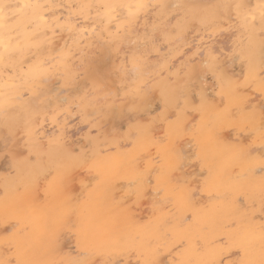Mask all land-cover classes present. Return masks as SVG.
<instances>
[{
    "label": "rangeland",
    "instance_id": "374dc122",
    "mask_svg": "<svg viewBox=\"0 0 264 264\" xmlns=\"http://www.w3.org/2000/svg\"><path fill=\"white\" fill-rule=\"evenodd\" d=\"M109 1L0 0V264H264V0Z\"/></svg>",
    "mask_w": 264,
    "mask_h": 264
},
{
    "label": "bare ground",
    "instance_id": "6f19581e",
    "mask_svg": "<svg viewBox=\"0 0 264 264\" xmlns=\"http://www.w3.org/2000/svg\"><path fill=\"white\" fill-rule=\"evenodd\" d=\"M20 1H21V0H20ZM30 1H34V0H24V1L22 0V3H23L22 5H21L20 2H19V4L21 5L20 7L22 8V6L24 5L25 2H30ZM36 1L38 2V0H35V2H36ZM130 1H131V0H130ZM134 1H136V0H134ZM138 1H140V2H138ZM138 1H136V2H137V5H140L139 3H141V0H138ZM242 1L244 2V0H242ZM17 2H18V1H17ZM40 2L42 3L43 0L40 1ZM40 2H38V4H35V6H32L34 2H31V5L28 3V4L30 5V7H33V9H32V8H28V9H32V10H33V11L31 12V16L33 15V16H32L33 18H34V17H35V18H36V17H43V18L45 17V18H46V14H45V13H46L47 9H46L45 13H44V11L42 12V7L45 6V4H42V5H43V6H42L41 4H39ZM106 2H107V1H106ZM106 2H105V3H106ZM110 2H111V0L109 1V3L104 4V8H105V11H106L105 13L109 12V11H110L109 9H111V7L109 8ZM121 2H122V1H121ZM205 2H207V1H205ZM261 2H262V1H261ZM263 2H264V1H263ZM44 3H45V2H44ZM95 3H97V2H95ZM126 3H127V2H126ZM129 3H130V2H129V0H128V4H129ZM168 3H169V2H168ZM90 4H91V3H90ZM243 4H244V3H243ZM247 4H248V3H247ZM256 4H257V3H256ZM81 5H82V4H81ZM165 5H166V4H165ZM173 5H174V4H173ZM248 5H250V4H248ZM9 6H10V5H9ZM16 6H17V5H16ZM65 6H66V5H65ZM102 6H103V5H102ZM114 6H116V5H114ZM114 6H112V7H114ZM117 6H118V5H117ZM117 6H116V7H117ZM128 6H130V4H129ZM132 6H134V4H133ZM178 6H179V5H178ZM48 7H49V6H47V8H48ZM80 7H81V6H80ZM98 7H99V6H98ZM135 7H136V6H135ZM165 7H166V6H165ZM174 7H175V6H174ZM179 7H181V6H179ZM230 7H231V6H230ZM21 8H19L18 10H20ZM24 8H25V7H24ZM85 8H87V7H85ZM104 8H103V9H104ZM114 8H115V7H114ZM129 8H130V7H128V9H129ZM132 8L135 9L134 7H132ZM132 8H131V10H132ZM137 8H138V7H136V9H137ZM232 8H234V7H232ZM0 9H2V5L0 6ZM43 9H44V8H43ZM88 9H89V8H88ZM235 9H236V8H235ZM44 10H45V9H44ZM89 10H90V9H89ZM108 10H109V11H108ZM262 10H263V9H261V11H262ZM27 11H28V10H27ZM92 11H93V10H92ZM94 11H95V10H94ZM98 11H99V10H98ZM100 11H101V10H100ZM134 11H135V10H134ZM220 11H221V10H220ZM220 11H219V13L222 14L223 12L221 13ZM21 12H22V11H21ZM54 12H55V11H54ZM88 12H89V11H88ZM2 13H3V12H2ZM2 13H0V14H1L0 16H2ZM5 13H6V12H5ZM68 13H69V12H68ZM115 13H116V12H115ZM6 14H7V13H6ZM48 14H52V12H51V13H48ZM55 14H56V13H55ZM55 14L53 13V15H55ZM88 14H89V13H88ZM102 14L104 15L103 12H102ZM112 14L114 15V13H112ZM139 14H140V13H139ZM226 14H227V13H226ZM252 14H253V13H252ZM3 15H5V14H3ZM84 15H86V13H85ZM113 15H112V16H113ZM227 15H228V14H227ZM57 16H59V15H56L55 17H57ZM253 16H254V15H253ZM28 17H29V16H28ZM28 17H27V18H28ZM49 17H52V16H49ZM68 17H69V16H68ZM248 17H249V16H248ZM0 18H2V17H0ZM25 18H26V17H25ZM45 18H44V19H45ZM233 18H234V17H233ZM21 19H22V18H21ZM47 19H48V18H47ZM231 19H232V17H231ZM2 20H3V19H2ZM5 20H7L6 17H4V21H5ZM39 20H40V19H39ZM45 20H46V19H45ZM232 20H233V19H232ZM235 20H236V19H235ZM235 20H234V21H235ZM0 21H1V19H0ZM86 21H87V20H86ZM117 21H118V20H117ZM137 21H138V20H137ZM40 22H41V21H40ZM42 22H43V21H42ZM44 22H45V21H44ZM100 22H101V21H100ZM253 22H254V21H253ZM0 23H1V22H0ZM2 23H3V22H2ZM2 23H1V24H2ZM5 23H8V22H5ZM17 23H18V22H17ZM47 23H48V22H47ZM47 23H46V24H47ZM50 23H51V22H50ZM50 23H49V24H50ZM88 23H89V22H88ZM97 23H98V22H97ZM121 23H122V22H121ZM121 23H120V25H122ZM222 23H223V22H222ZM18 24H19V23H18ZM41 24H42V23H41ZM38 25H39V24H38ZM44 25H45V24H43V26H44ZM12 26H13V24H12ZM24 26H25V25H24ZM26 26H27V25H26ZM43 26H42V27H43ZM48 27H49V26H48ZM69 27H70V26H69ZM71 27H72V26H71ZM96 27H97V25H96ZM24 28H26V27H24ZM24 28H22L21 31H23ZM29 29H31V27H30ZM24 30H25V29H24ZM26 30H27V28H26ZM0 31H1V30H0ZM131 31H132V30H131ZM8 32H9V31H8ZM242 32H243V31H242ZM243 33H244V32H243ZM9 34L14 35L12 32H10ZM72 34H73V33H72ZM124 34H125V33H124ZM0 35H2V34H0ZM3 35H4V34H3ZM133 35H134V34H133ZM7 36H8V35H7ZM1 37H2V36H1ZM1 37H0V38H1ZM24 37H25V36H24ZM157 37H158V36H157ZM3 38H4V40H6V39H5V35L3 36ZM3 38L0 39V42L3 40ZM7 38H8V37H7ZM9 38H10V37H9ZM26 39H27V38H26ZM26 39H25V41H26ZM123 39H124V38H123ZM30 40H31V39H30ZM19 41H21V40H19ZM27 41H28V39H27ZM31 41H32V40H31ZM81 41H83V40H81ZM81 41H80V42H81ZM2 42H3V43L5 42L6 44H2ZM2 42H1L2 47H4V46H6L7 44H9V43H7L6 41H2ZM9 42H10V41H9ZM11 42H12V41H11ZM17 42H18V41H17ZM20 43H21V42H20ZM151 43H152V42H151ZM14 45H17V44H16V41H15ZM20 45L23 46L24 44H20ZM20 45H19V46H20ZM9 46H10V45H9ZM17 46H18V45H17ZM19 46H18V47H19ZM14 47H16V46H13V44H12V48H14ZM8 48H9V47H8ZM8 48H6V49H8ZM0 49H1V51H3L2 48H0ZM8 50H11V47H10ZM41 50H42V49H41ZM52 50H53V49H52ZM22 51H23V50H22ZM22 51H21V53H22ZM41 53H42V52H41ZM0 54H1V53H0ZM19 54H20V53H19ZM43 54H44V53H43ZM46 54H47V53H46ZM46 54H45L44 56H46ZM0 56H2V54H1ZM47 56H49V55H47ZM12 57H13V56H12ZM40 57H41V56H40ZM9 58H10V57H9ZM13 58H14V57H13ZM0 59H1V58H0ZM2 59H3V58H2ZM15 59H16V58H15ZM40 59H41V58H40ZM7 60H8V59H7ZM9 60H11V62H12L13 59H9ZM16 60H17V59H16ZM44 60H45V59H44ZM13 61H14V60H13ZM17 61H18V60H17ZM42 61H43V60H42ZM47 61H48V60H47ZM60 61H61V60H60ZM263 61H264V60H263ZM19 62H20V61H19ZM19 62H18V63H19ZM38 62L41 63L40 60H39ZM38 62H37V65H38ZM33 63H34V62H33ZM260 63H262V62H260ZM263 63H264V62H263ZM6 64H8V63H6ZM31 65H32V64H31ZM40 65L43 66V63H41ZM23 66H24V65H23ZM42 66H40V67H42ZM44 66H46V65H44ZM44 66H43V67H44ZM36 67H37V66H36ZM40 67H39V68H40ZM29 68H30V66L28 67V69H29ZM49 68H50V67H49ZM133 68H134V67H133ZM136 68H137V67H136ZM0 69H1V68H0ZM34 69H35V68H34V66H33V67H31V69H29V70H34ZM195 69H196V67H195ZM262 69H263V68H262ZM40 70H41V69H40ZM16 71H17V70H16ZM37 71H38V70H37ZM41 71H42V70H41ZM43 71H45V70H43ZM33 73H34V72H33ZM39 74H41V73H39ZM192 74H193V73H192ZM7 77H8V76H7ZM58 78H59V77H58ZM261 78H262V76H261ZM19 79H20V78H19ZM48 79H50V78H48ZM4 81H5V80H4ZM44 81H45V80H44ZM10 82H11V79H10ZM1 84H2V83H1ZM4 84H5V83H4ZM6 84H7V83H6ZM41 84H42V83H41ZM38 85H40V84H38ZM2 86H3V85H2ZM14 88H15V86H14ZM0 89H1V88H0ZM2 90H3V89H2ZM17 90H18V89H17ZM3 91H4V90H3ZM13 91H14V90H13ZM14 92H15V91H14ZM14 92H13V93H14ZM16 97H17V95H16ZM5 99H6V96H5ZM2 100H3V99H1V102H2ZM247 100H248V99H247ZM6 101H7V100H6ZM14 101H15V100H14ZM3 103H5V102L3 101ZM49 103H50V102H49ZM1 105H2V104H1ZM31 105H32V104H31ZM9 109H10V108H9ZM230 113H231V112H230ZM258 123H260V122H258ZM0 131H1V130H0ZM131 136H133V134H132ZM195 139H196V138H195ZM261 148H262V147H261ZM101 151H102V150H101ZM97 157H98V156H97ZM83 160H84V159H83ZM89 160H90V158H89ZM59 163H60V162H59ZM51 166H52V165H51ZM71 166H72V165H71ZM58 167H59V166H58ZM60 167H61V166H60ZM181 168H182V167H181ZM66 170H68V169H66ZM49 171H50V170H49ZM254 173H255V172H254ZM139 178H140V177H139ZM94 179H95V178H94ZM135 179H136V178H135ZM171 180H172V179H171ZM182 180H183V179H182ZM61 181H62V180H61ZM174 181H175V180H174ZM23 189H24V188H23ZM25 189H26V187H25ZM23 191H24V190H23ZM26 191H28V190H26ZM26 191H25V192H26ZM26 194H27V193H26ZM148 195H149V193H148ZM146 196H147V195H146ZM212 196H213V194H212ZM237 200H238V199H237ZM147 203H149V202H147ZM150 205H151V204H150ZM150 208H152V207H150ZM34 210H35V209H34ZM148 210H149V209H148ZM147 212H148V211H147ZM152 213H153V212H152ZM141 217H142V216H140V218H141ZM166 218H167V217H166ZM259 219H260V218H259ZM87 230H88V229H87V227H86V231H87ZM88 231H89V230H88ZM255 233H256V232H255ZM263 233H264V232H263ZM14 234H15V233H14ZM14 234H13V235H14ZM260 234H262V233H260ZM11 235H12V234H11ZM86 237H87V240L90 241V242H92V243H94V241H93L94 239H95V243L98 242V237H97V236H90V235H88V236H86ZM87 240H86V241H87ZM245 248H246V247H245ZM231 252H232V251H231ZM231 252H230V253H231ZM244 253H245V254H244V257H245V259L247 260V263H248V262H253V261H254V259H255V256H254L255 253L253 252V250L251 251L250 249L248 250V248H246ZM231 254H232V253H231ZM10 261H11V260H10ZM164 262H165V261H164ZM194 262H195L194 264H204V263H203V260H202V257H196V258L194 259ZM92 263H93V262H92ZM113 263H115V262H113ZM37 264H52V260H51V259L40 258V259L37 260ZM127 264H128V263H127Z\"/></svg>",
    "mask_w": 264,
    "mask_h": 264
}]
</instances>
